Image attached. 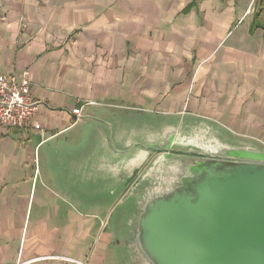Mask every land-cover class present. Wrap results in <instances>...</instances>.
Returning <instances> with one entry per match:
<instances>
[{"label": "crops", "instance_id": "obj_1", "mask_svg": "<svg viewBox=\"0 0 264 264\" xmlns=\"http://www.w3.org/2000/svg\"><path fill=\"white\" fill-rule=\"evenodd\" d=\"M261 8L0 0V75L28 79L39 100L37 129L0 127V264H57L56 255L125 264L109 208L93 202L103 195L91 166L110 150L114 122L188 113L264 146Z\"/></svg>", "mask_w": 264, "mask_h": 264}, {"label": "water", "instance_id": "obj_2", "mask_svg": "<svg viewBox=\"0 0 264 264\" xmlns=\"http://www.w3.org/2000/svg\"><path fill=\"white\" fill-rule=\"evenodd\" d=\"M110 128V150L91 167L95 194L127 187L119 209L135 206L116 223L125 264H264L258 140L232 138L218 122L188 113Z\"/></svg>", "mask_w": 264, "mask_h": 264}, {"label": "built area", "instance_id": "obj_3", "mask_svg": "<svg viewBox=\"0 0 264 264\" xmlns=\"http://www.w3.org/2000/svg\"><path fill=\"white\" fill-rule=\"evenodd\" d=\"M32 82L28 79H16L11 74L0 75V127L3 129L32 126L37 129L38 122L34 121V115L39 106V100L32 97ZM86 104L97 102L85 101ZM75 119H81V105L71 111ZM58 261L57 264H88L87 261L75 257L56 255L51 257Z\"/></svg>", "mask_w": 264, "mask_h": 264}, {"label": "rangeland", "instance_id": "obj_4", "mask_svg": "<svg viewBox=\"0 0 264 264\" xmlns=\"http://www.w3.org/2000/svg\"><path fill=\"white\" fill-rule=\"evenodd\" d=\"M154 116L155 115L153 114L152 117L154 118ZM221 126L223 128H225L226 130H228V136H231L232 138L243 137V136H240V135L233 133L228 127H226L224 125H221ZM244 138L246 140H251V138H246V137H244ZM128 185L129 184H127V186ZM126 189H127V187L124 189H121L120 191H116L111 196L107 195V194H105L104 196H99L98 198H96V200L93 201L95 204L97 203V205H98V203H101V204L105 205V208H109V210H108V213L110 216L109 224L111 226L118 223L119 221L124 222V220H128L134 213L133 211H134L135 206H132V200H130V202L127 201V203L123 206L124 212L122 211V209H119V207H122V205H123L122 201L127 199V195H126L127 193L125 192ZM123 215H124V217H122Z\"/></svg>", "mask_w": 264, "mask_h": 264}, {"label": "trees", "instance_id": "obj_5", "mask_svg": "<svg viewBox=\"0 0 264 264\" xmlns=\"http://www.w3.org/2000/svg\"><path fill=\"white\" fill-rule=\"evenodd\" d=\"M257 1L260 3V5H262V8L259 11H255L253 26L264 28V0H257Z\"/></svg>", "mask_w": 264, "mask_h": 264}]
</instances>
